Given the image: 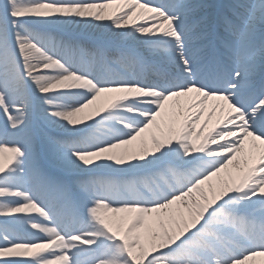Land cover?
I'll list each match as a JSON object with an SVG mask.
<instances>
[{
    "label": "snow or ice",
    "instance_id": "obj_1",
    "mask_svg": "<svg viewBox=\"0 0 264 264\" xmlns=\"http://www.w3.org/2000/svg\"><path fill=\"white\" fill-rule=\"evenodd\" d=\"M0 264H264V0H0Z\"/></svg>",
    "mask_w": 264,
    "mask_h": 264
}]
</instances>
